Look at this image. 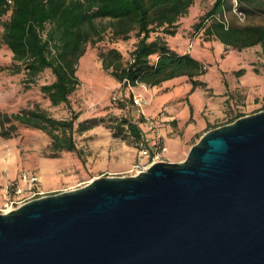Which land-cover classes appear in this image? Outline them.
Segmentation results:
<instances>
[{
  "label": "water",
  "instance_id": "95a60500",
  "mask_svg": "<svg viewBox=\"0 0 264 264\" xmlns=\"http://www.w3.org/2000/svg\"><path fill=\"white\" fill-rule=\"evenodd\" d=\"M0 264H264V111L183 162L0 213Z\"/></svg>",
  "mask_w": 264,
  "mask_h": 264
},
{
  "label": "rangeland",
  "instance_id": "374dc122",
  "mask_svg": "<svg viewBox=\"0 0 264 264\" xmlns=\"http://www.w3.org/2000/svg\"><path fill=\"white\" fill-rule=\"evenodd\" d=\"M213 1L194 0L187 15L179 19L176 34L167 37L172 50L189 53L208 65L206 73L199 76L204 86L192 90L189 80L180 77L159 87H169L164 92L172 94L174 99L170 105L180 121L178 125H171L172 121L158 122L160 133L169 125L165 137L178 139L177 142L166 140L168 152L163 158L167 162H183L203 135L232 123L230 121L235 115L243 117L264 111V48L254 46L238 50L216 38L206 39L204 26L199 31L195 30L194 25L201 22ZM261 2L264 3V0ZM224 16L236 25L264 23V18L259 16H244L243 20H239L233 6L225 9ZM135 41L134 37L128 41H109L106 37L103 42L87 48L78 64L76 75L80 84L69 97V108L63 104L51 106L40 92V86L52 81L49 71L41 73L36 82L29 85L23 72L9 74L6 68L11 64V53L0 46V66L3 67L0 69V112L13 113L38 104L55 118L68 119L71 112L77 114L75 128L85 120H102L87 131L74 133L80 153H62L57 159L48 157L50 140L38 130L19 126L12 138L0 137V203L9 199L20 202L28 196L13 197L6 192L11 184L20 181L23 172L35 174L40 180L38 188L41 195L33 196L32 200L79 189L97 178L130 177L134 174L132 168L136 163V148L129 137L120 132L119 120L127 118L137 122L139 117L131 107L132 101L127 102L125 109L117 107L113 97L129 98V87H123L102 69L99 53L116 48L126 60ZM238 70L242 72L238 73ZM215 78L218 80L213 86ZM225 86L224 95L221 91ZM132 90L145 96L138 88ZM212 101L219 103L220 111H211ZM206 121L210 123L199 125ZM17 206L13 204L12 208ZM0 210H4V205Z\"/></svg>",
  "mask_w": 264,
  "mask_h": 264
},
{
  "label": "trees",
  "instance_id": "16d2710c",
  "mask_svg": "<svg viewBox=\"0 0 264 264\" xmlns=\"http://www.w3.org/2000/svg\"><path fill=\"white\" fill-rule=\"evenodd\" d=\"M235 1L237 11L244 16L264 18L261 0ZM193 3L194 0H0V46L11 53L6 71L11 75L23 72L28 85L49 71L52 81L40 86V92L51 106L63 104L69 108V97L80 84L78 64L87 48L106 37L109 41L134 37L136 41L126 60L116 48L99 53L102 69L123 87H129V98L114 100L119 109L127 108V102L132 101L131 89L139 85L153 88L185 77L194 90L205 85L195 78L204 75L208 66L189 53L172 50L167 41L168 36L176 34L179 19L187 15ZM231 8V1L215 0L201 22L194 25L195 30L204 26L206 39L216 38L238 50L257 45L264 48V23L226 22L224 11ZM234 117L230 122L242 115ZM76 120L73 112L68 119L55 118L34 104L13 113L0 112V137L12 138L19 126L38 130L50 140L48 157L57 159L62 153H80L74 133L87 131L102 121L85 120L75 128ZM119 122L120 132L136 149L141 141L149 140L151 130L141 118L137 122L127 118Z\"/></svg>",
  "mask_w": 264,
  "mask_h": 264
},
{
  "label": "built area",
  "instance_id": "2783aa9c",
  "mask_svg": "<svg viewBox=\"0 0 264 264\" xmlns=\"http://www.w3.org/2000/svg\"><path fill=\"white\" fill-rule=\"evenodd\" d=\"M232 2L233 11L237 15L239 20L244 19V15L237 11L236 9V1L235 0H229ZM227 22V20L225 19ZM143 86V85H142ZM132 93V105L131 107L133 110L138 114V117L143 120L144 125L151 130V137L149 140L141 141L138 144V147L136 149V163L133 165L132 171L134 174L132 176L138 175L141 172L146 171L152 164L159 163V162H167L165 158H163V155L167 152V147L164 143L163 137L160 134L159 131V120L156 116H148L145 113V108L148 107L151 104V101L143 96L142 94H136L131 89ZM120 98L119 96H114L113 100H117ZM19 180L17 183L11 184L10 188H8V191H6L8 194H12L13 197H20L25 194H28V196L24 197L20 202H17L15 200H7L4 204V210L7 209L9 206L11 210L17 209L19 206L23 205L26 202L31 201L32 197L35 195H41V192H39L38 185L40 184L39 177L35 174H30L23 172L21 173ZM13 204H18L15 209L12 208ZM4 210H0L1 213H3Z\"/></svg>",
  "mask_w": 264,
  "mask_h": 264
},
{
  "label": "crops",
  "instance_id": "0c3cea01",
  "mask_svg": "<svg viewBox=\"0 0 264 264\" xmlns=\"http://www.w3.org/2000/svg\"><path fill=\"white\" fill-rule=\"evenodd\" d=\"M214 1H213V3H214ZM213 3H212V5H213ZM211 7L209 8V10L211 9ZM257 46H259V45H257ZM183 53H185V52H183ZM253 69H254V66H252V71H253ZM240 71L241 70H238L237 72L239 73ZM195 79L198 80V81L203 82L202 80L199 79V77H197ZM215 79L216 80L214 82L212 81L213 82L212 83L213 86L215 84H217V80L218 79L217 78H215ZM162 84H164V83H162ZM141 87H143V86L140 85L139 87H135V88H138L139 91H141L147 98H149V100H151V104L148 107L145 108L146 113H147L146 115H148V116H156L158 118V120H160V121H172L171 125H174L175 123L177 125L180 124V121L177 119L176 114H175L176 110L170 105L172 103V99H174V98H173L172 94H166L164 92L169 87L159 88L160 87V85H159L157 87L147 88V87L144 86V88L140 89ZM185 87H186V85H185ZM226 89H227V87L225 86L223 88V90L221 91L224 95H225ZM181 90H182V88H181ZM211 90H212V87H211ZM210 105H211L210 108L212 109L211 111H220L221 110V108L219 106V103L217 101H212ZM224 107H226V106H224ZM162 112H164V113H162ZM206 123H210V122L209 121L202 122V123L200 122L199 125H205ZM182 124H185V123H182ZM168 129H170L169 125H166V128L162 130L163 133L162 132L160 133L161 136L163 137L165 145H166V140H168V139L169 140L170 139L171 140H175V142L178 141V139L176 137H174V138H166L165 137V132H167ZM147 136L151 137V134H148ZM166 147H167V145H166ZM167 152H168V147H167ZM5 201H7V200H5ZM5 203L6 202H4V201L1 202L0 203V208Z\"/></svg>",
  "mask_w": 264,
  "mask_h": 264
},
{
  "label": "bare ground",
  "instance_id": "6f19581e",
  "mask_svg": "<svg viewBox=\"0 0 264 264\" xmlns=\"http://www.w3.org/2000/svg\"><path fill=\"white\" fill-rule=\"evenodd\" d=\"M10 211H12V210H11V208L8 206L7 209H5V210L3 211V213H9Z\"/></svg>",
  "mask_w": 264,
  "mask_h": 264
}]
</instances>
